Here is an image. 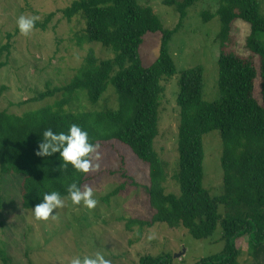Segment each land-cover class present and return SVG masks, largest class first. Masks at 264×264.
<instances>
[{
    "label": "trees",
    "instance_id": "16d2710c",
    "mask_svg": "<svg viewBox=\"0 0 264 264\" xmlns=\"http://www.w3.org/2000/svg\"><path fill=\"white\" fill-rule=\"evenodd\" d=\"M196 1L162 0L179 14L173 29H165L152 8L141 5L138 0H74L61 9L67 20L76 15L83 18L80 43H98L110 49L113 57L100 60L90 50L69 83L54 87L47 84L44 91L37 92L38 100L60 92L62 98L52 105L20 115L0 110V173L20 176L24 209H32L40 203L42 197L38 194L45 191H58L66 198L67 186L73 182L82 190L95 179L91 170L82 173L70 164L65 167L58 153L49 157L36 155L45 129L66 131L68 125L78 124L89 133L91 143L116 142L148 166L145 189L153 214L148 220L131 222L139 227L156 223H165L170 228L181 226L196 239L211 237L220 224L224 240L222 252L195 264H240L237 241L243 237L251 248L254 264H264V15L260 14L255 0H218L214 13H202L204 21L215 16L220 21L217 35L220 96L216 102L203 100L201 66L179 72L175 173L179 193L164 189L166 163L154 148L164 91L161 82L176 73L168 43L181 27L187 9ZM54 15L55 12H51L43 22L36 21L34 27L45 28ZM237 20L250 25L243 55L236 52L233 35ZM156 32L161 35L158 57L144 67L140 55L144 35ZM11 37L8 33L7 42L0 46V56L9 53ZM5 65L6 62L0 60V70ZM109 83L117 96L116 109H71V103L82 94L90 104H96ZM256 86L259 98L255 95ZM214 130L219 131L222 144L223 192L210 197L202 184V138ZM1 203L0 200V206ZM219 206H223V214L219 213ZM0 257V264H13L11 256L1 253ZM27 264L36 263L29 260ZM138 264L171 262L168 255L145 254L139 257Z\"/></svg>",
    "mask_w": 264,
    "mask_h": 264
},
{
    "label": "rangeland",
    "instance_id": "374dc122",
    "mask_svg": "<svg viewBox=\"0 0 264 264\" xmlns=\"http://www.w3.org/2000/svg\"><path fill=\"white\" fill-rule=\"evenodd\" d=\"M73 1L0 0V46L7 42V34H12L9 53L0 56V60L6 62L0 70V110L20 115L27 110L52 105L62 98L60 92L42 100L37 99V92L44 91L47 84L54 87L69 83L90 50L100 60L113 57L110 49L98 43L79 42L83 38V18L76 15L67 20L60 12ZM255 1L260 14L264 15V0ZM138 2L150 6L165 29H173L179 21L178 12L164 5L162 0ZM217 8L218 0H197L187 9L181 27L168 43L176 73L161 82L164 91L158 110V135L154 140L155 150L166 163L165 192L179 193L175 180L179 72L201 66L203 100L216 102L220 96L217 64L220 21L217 16L208 21L202 17L204 11L214 13ZM51 12L55 15L45 28L34 27L27 36L17 30L19 15L35 16L36 21L43 22ZM249 34L248 23L241 20L234 23L238 54H245L243 45ZM143 39L141 61L144 67H148L158 57L161 35L147 33ZM255 90L256 98H259V87L256 86ZM83 96L71 103V109L117 108V96L110 83L94 105ZM202 143V184L210 197H217L223 192L219 131L204 134ZM97 151L100 159H93V163H98L99 168L91 170L95 179L85 185L93 189L96 206L88 209L83 203L75 205L66 197L63 198L65 206L54 210V215L46 220L36 219L33 209L22 207L20 176L0 173V254L11 256L13 264H27L29 260L36 264H68L73 255L91 256L97 251L103 253L111 264H138L139 257L145 254L168 255L171 264H195L202 258L222 252L224 240L220 224L211 237L196 239L181 226L170 228L165 223H156L151 227H139L131 222L148 220L153 214L145 189L148 166L116 142L101 144ZM114 190L117 192L111 195ZM223 210V206H219V213L223 214ZM237 247L241 251L240 264H254L246 237L237 241ZM180 251L183 254L175 257Z\"/></svg>",
    "mask_w": 264,
    "mask_h": 264
},
{
    "label": "clouds",
    "instance_id": "9594fccd",
    "mask_svg": "<svg viewBox=\"0 0 264 264\" xmlns=\"http://www.w3.org/2000/svg\"><path fill=\"white\" fill-rule=\"evenodd\" d=\"M36 20L35 16L19 15L16 25L20 34L29 35ZM41 137L42 141L38 143L36 150L37 156L49 157L58 153L65 167L70 164L82 173L99 168V164L93 163V159H100V153L97 151L100 145L91 143L89 133L80 125L72 123L68 125L66 131L59 132L47 128ZM93 153H95L94 157ZM38 195L42 197V200L32 208L36 219L46 220L50 215H54V210L65 206V201L58 191H45ZM67 198L75 205L83 203L88 209H93L97 204L93 189L85 186L81 190L75 182L67 186ZM68 264H111V261L103 253L97 251L91 256L73 255Z\"/></svg>",
    "mask_w": 264,
    "mask_h": 264
},
{
    "label": "water",
    "instance_id": "95a60500",
    "mask_svg": "<svg viewBox=\"0 0 264 264\" xmlns=\"http://www.w3.org/2000/svg\"><path fill=\"white\" fill-rule=\"evenodd\" d=\"M183 254V252L182 251H180V252H177L176 254H175V257H179V256H181Z\"/></svg>",
    "mask_w": 264,
    "mask_h": 264
}]
</instances>
